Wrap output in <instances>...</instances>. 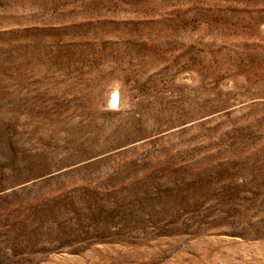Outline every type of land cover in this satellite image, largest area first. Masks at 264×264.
I'll return each instance as SVG.
<instances>
[{
	"label": "rangeland",
	"instance_id": "374dc122",
	"mask_svg": "<svg viewBox=\"0 0 264 264\" xmlns=\"http://www.w3.org/2000/svg\"><path fill=\"white\" fill-rule=\"evenodd\" d=\"M0 264H264V0H0Z\"/></svg>",
	"mask_w": 264,
	"mask_h": 264
},
{
	"label": "bare ground",
	"instance_id": "6f19581e",
	"mask_svg": "<svg viewBox=\"0 0 264 264\" xmlns=\"http://www.w3.org/2000/svg\"><path fill=\"white\" fill-rule=\"evenodd\" d=\"M117 95V94H116ZM116 95H112L111 97H110V104H111V106H116V102L117 101H119V100H117V98H116ZM119 104H120V102H119ZM118 104V105H119Z\"/></svg>",
	"mask_w": 264,
	"mask_h": 264
}]
</instances>
